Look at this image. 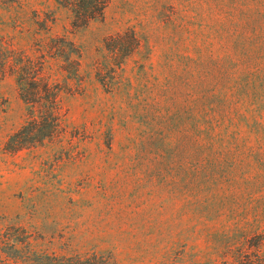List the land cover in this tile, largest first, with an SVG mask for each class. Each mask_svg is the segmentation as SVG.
I'll use <instances>...</instances> for the list:
<instances>
[{
  "label": "rangeland",
  "instance_id": "obj_1",
  "mask_svg": "<svg viewBox=\"0 0 264 264\" xmlns=\"http://www.w3.org/2000/svg\"><path fill=\"white\" fill-rule=\"evenodd\" d=\"M19 4L82 46V86L65 134L10 151L25 109L0 80V264H221L263 232L264 0H111L73 32L53 0H2L0 35ZM128 27L107 92L91 63Z\"/></svg>",
  "mask_w": 264,
  "mask_h": 264
},
{
  "label": "trees",
  "instance_id": "obj_2",
  "mask_svg": "<svg viewBox=\"0 0 264 264\" xmlns=\"http://www.w3.org/2000/svg\"><path fill=\"white\" fill-rule=\"evenodd\" d=\"M53 1L68 14L73 32L87 28L93 21H103L111 0ZM12 7L10 4L8 8ZM16 9L1 22L0 35V80L14 78L25 109L24 122L5 141L10 151L48 145L65 134L68 124L64 99L79 93L82 86L78 74L82 46L66 33L51 32L53 14L33 10L28 15L23 4ZM101 44L100 55L93 59L91 68L105 91L112 92L118 83L116 69L140 47L141 41L128 27L105 36ZM244 235L233 245H226V255L231 258L225 257L221 264H264V229L248 238Z\"/></svg>",
  "mask_w": 264,
  "mask_h": 264
}]
</instances>
